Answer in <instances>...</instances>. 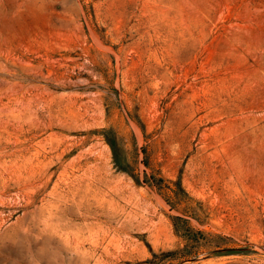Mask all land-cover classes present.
<instances>
[{
  "label": "rangeland",
  "instance_id": "obj_1",
  "mask_svg": "<svg viewBox=\"0 0 264 264\" xmlns=\"http://www.w3.org/2000/svg\"><path fill=\"white\" fill-rule=\"evenodd\" d=\"M0 264H264V0H0Z\"/></svg>",
  "mask_w": 264,
  "mask_h": 264
},
{
  "label": "bare ground",
  "instance_id": "obj_2",
  "mask_svg": "<svg viewBox=\"0 0 264 264\" xmlns=\"http://www.w3.org/2000/svg\"><path fill=\"white\" fill-rule=\"evenodd\" d=\"M1 70H2V69H1ZM3 77H4V76H3ZM20 78H21V77H20ZM14 115H15V114H14ZM13 117H14V116H13ZM16 119H17V118H16ZM50 124H51V123H50ZM52 124H53V122H52ZM7 127H8V126H7ZM36 156H37V155H36ZM30 158H31V157H30ZM97 159H98V158H97ZM2 161H3V160H2ZM98 162H99V161H98ZM8 163H9V162H8ZM88 163H89V162H88ZM81 164H82V163H81ZM83 164H84V163H83ZM93 164H94V163H93ZM11 165H12V164H11ZM72 165H73V164H72ZM78 165H79V164H78ZM90 165H91V164H90ZM94 165H97V164H94ZM103 165H104L103 168L106 169V168H107V167H105L106 165H105V164H103ZM81 166H82V165H81ZM88 166H89V165H88ZM10 167H11V166H10ZM78 167H79V166H78ZM101 167H102V166H101ZM5 168H6V167H5ZM13 168H14V167H13ZM73 168H74V167H73ZM81 168H82V167H81ZM87 168L90 169L89 167H87ZM95 168L97 169V168H99V167H95ZM84 169H85V168H84ZM101 169H102V168H101ZM105 169H104V170H105ZM63 170H64V169H63ZM104 170H103V171H104ZM7 171H8V170H7ZM106 171H107V170H106ZM108 171H109V170H108ZM89 172H90V171H89ZM98 172H99V171H98ZM98 172H97V173H98ZM82 173H83V172H82ZM90 173H91V172H90ZM94 173H95V171H94ZM100 173H101V172H100ZM105 173L107 174V172H105ZM20 174H21V173H20ZM20 174H19V175H20ZM33 174H34V173H33ZM38 174H39V173H38ZM84 174H86V173H84ZM103 174H104V173H103ZM109 174H110V172H109ZM109 174H108V175H109ZM75 175H76V174H75ZM20 176H21V175H20ZM79 176H80V175H79ZM79 176H78V177H79ZM87 176H89V175H87ZM91 176H92V175H91ZM94 176H95V175H94ZM99 176H100V175H99ZM99 176H97V177L99 178ZM103 177H104V176H103ZM106 177H107V176H105L104 178H106ZM73 178H74V177H73ZM83 178H84V177H83ZM83 178H82V179H83ZM94 178H95V177H94ZM100 178H101V177H100ZM109 178H110V177H109ZM74 179H75V178H74ZM106 179H107V178H106ZM13 180H14V179H13ZM75 180H76V179H75ZM89 180H90V179H89ZM100 180H101V179H100ZM100 180H99V181H100ZM104 180H105V179H104ZM107 180H108V179H107ZM85 181H86V180H85ZM91 181H92V180H91ZM96 181H98V180H96ZM105 181H106V180H105ZM109 181H111V180H109ZM79 182H80V181H79ZM101 182H102V181H101ZM103 182H104V181H103ZM77 183H78V182H77ZM86 183H88V182H86ZM91 183H92V182H91ZM91 183H90V184H91ZM95 184H96V183H95ZM107 184H108V183L106 182V185H107ZM68 185H69V184H68ZM73 185H74V184H73ZM88 185H89V184H88ZM109 185H110V184H109ZM109 185H108V186H109ZM112 185H113V184H112ZM84 186H85V185H84ZM89 186L91 187V185H89ZM94 186H95V185H94ZM96 186H97V185H96ZM99 186H100V185H99ZM104 186H105V185H104ZM108 186H107V187H108ZM73 187H75V186H73ZM73 187H72V188H73ZM77 187H78V186H77ZM110 187H112V186H110ZM82 188H83V186H82ZM87 188H88V187H87ZM108 189H109V187H108ZM71 190H72V189H71ZM75 191H76V190H75ZM77 191H78V190H77ZM73 192H74V191H73ZM64 193H65V192H64ZM64 193H63V194H64ZM69 193H70V192H69ZM69 193H68V194H69ZM108 193H109V192H108ZM76 194H77V193H76ZM99 194H100V193H99ZM104 195H105V194H104ZM62 196H64V195H62ZM66 196H68V195H66ZM82 196H83V195H81V197H82ZM84 196H85V195H84ZM95 196H96V195H95ZM100 196H101V194H100ZM100 196H98V197H100ZM72 197H73V196H72ZM98 197H97V199H98ZM102 197H103V195H102ZM65 198H67V197H65ZM87 198H88V195H87ZM91 198H92V196H91ZM80 199H81V198H80ZM85 199H86V198H85ZM88 199H90V198H88ZM92 199H94V198H92ZM100 199H102V198L100 197ZM105 199H108V198H105ZM67 200H68V199H67ZM71 200H72V199H71ZM83 200H84V199H83ZM8 201H9V200H8ZM64 201H66V200H64ZM80 201H81V200H80ZM86 201H87V200H86ZM97 201H98V200H97ZM104 201H107V200H104ZM108 201H109V199H108ZM59 202H60V201H59ZM61 202L63 203L62 200H61ZM74 202H75V201H74ZM90 202H91V201H90ZM99 202H100V201H99ZM99 202H98V203L95 202L94 205H95V204H98V206H99ZM68 203H69V202H68ZM76 203H77V202H76ZM86 203H87V202H86ZM88 203H89V201H88ZM106 203H107V202H106ZM56 204H57V203H56ZM100 204H102V202H101ZM58 205H59V204H58ZM90 205H91V204H90ZM55 206H56V205H55ZM75 206H76V205H75ZM80 206H81V205H80ZM88 206H89V205H88ZM102 206L104 207V204H103ZM78 207H79V206H78ZM81 207H82V206H81ZM88 208L90 209V206H89ZM97 208H98V207H97ZM55 209H56V208H55ZM58 210H59V209H58ZM78 210H79V209H78ZM97 210H98V209H97ZM62 211H64V210H62ZM80 211H81V210H80ZM86 211H87V210H86ZM98 211H100V210H98ZM78 212H79V211H78ZM94 212H95V211H94ZM96 213H97V211H96ZM96 213H94V214H96ZM98 213H99V212H98ZM98 213H97V214H98ZM81 214H82V212H81ZM90 214H91V213H90ZM85 215H88V214H85ZM101 215H102V213H101ZM81 216H83V215H81ZM58 217H59V216H58ZM94 217H95V216H94ZM74 218H75V217H74ZM81 218H82V217H81ZM85 218H88V219H89V217H87V216H85ZM88 219H87V220H88ZM93 220H94V218H93ZM93 220H92V221H93ZM65 221H66V220H65ZM68 221H69V220H68ZM83 221H84V220H83ZM56 222H58V221H56ZM76 222H78V221H76ZM85 222H86V221H84L83 224H84L85 226L88 225V224H85ZM88 222L90 223V221H88ZM94 222H95L94 224H96V221H94ZM61 223H62V222H61ZM56 224H57V223H56ZM68 224H69V223H68ZM81 224H82V222H81ZM57 225H58V224H57ZM96 225H97V224H96ZM49 226H50V224H49ZM92 226H93V225H92ZM55 227H56V229H57V226H56V225H55ZM59 227H60V226H59ZM59 227H58V228H59ZM89 227H91V226H89ZM101 227H102V226H101ZM53 228H54V223H53ZM59 229H60V228H59ZM61 229H62V228H61ZM67 229H68V228H67ZM54 230H55V228H54ZM62 230H63V229H62ZM78 230H79V229H78ZM78 230H76V231H78ZM55 231H56V230H55ZM64 231H65V229H64ZM70 231H72V230H70ZM104 231H105V230H104ZM67 232H68V231H67ZM85 232H86V231H85ZM85 232H84V233H85ZM87 232H89V231H87ZM90 232H91V230H90ZM54 233H55V232H54ZM61 233H62V231H61ZM61 233H60V234H61ZM70 233H71V232H70ZM70 233H69V235H70ZM79 233H80V232H79ZM55 234H56V233H55ZM57 234H58V233H57ZM63 234H64V233H63ZM65 234H66V233H65ZM76 234H77V232H76ZM80 234H81V233H80ZM80 234H79V235H80ZM90 234H91V233H90ZM84 235H86V237H88L87 234H84ZM60 236H62V235H60ZM60 236H59V237H60ZM63 236H64V235H63ZM65 236H66V235H65ZM71 236H72V235H71ZM89 236H90V235H89ZM92 236H93V234H92ZM92 236H90V237H92ZM66 237H68V236H66ZM66 237H65V238H66ZM78 237H79V236H78ZM60 238H61V237H60ZM62 238H63V237H62ZM62 238H61V239H62ZM65 238H64V240L66 241L67 239H65ZM92 238H93V237H92ZM95 238H96V237H95ZM86 239H87V238H86ZM93 239H94V238H93ZM62 240H63V239H62ZM90 240H91V239H90ZM95 240H96V239H95ZM95 240H94V242H95ZM62 243H63V242H62ZM65 243H66V242H65ZM67 243H68V240H67ZM80 243H81V242H80ZM83 243H84V241H83ZM66 245H67V244H66ZM66 245H65V246H66ZM68 245H70V244L68 243ZM79 245H80V244H79ZM91 245H92V244H91ZM71 246H72V245H71ZM82 246H83V244H82ZM82 246H81V247H82ZM74 247H75V246H74ZM74 247H72V248H74ZM85 248H86V247H85ZM74 249H75V248H74ZM83 250H84V249H83ZM91 250H92V249H91ZM91 250L86 249V250H85V251H86V254H87L88 251H91ZM74 251L76 252L77 250H74ZM79 251H80V249H79L77 252H79ZM81 251H82V250H81ZM85 251H84V252H85ZM82 252H83V251H82ZM91 253H93V252H91ZM81 254H82V253H81ZM81 254H80V255H81ZM83 254H84V253H83ZM91 255H93V254H91ZM96 256H97V255H96ZM85 257H86V256H85Z\"/></svg>",
  "mask_w": 264,
  "mask_h": 264
}]
</instances>
